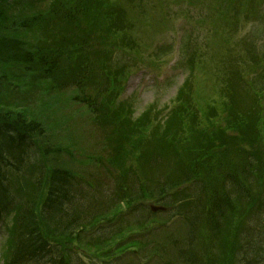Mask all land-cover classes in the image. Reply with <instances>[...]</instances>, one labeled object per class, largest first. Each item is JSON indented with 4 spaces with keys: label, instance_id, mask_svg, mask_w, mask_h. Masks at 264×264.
Masks as SVG:
<instances>
[{
    "label": "rangeland",
    "instance_id": "obj_1",
    "mask_svg": "<svg viewBox=\"0 0 264 264\" xmlns=\"http://www.w3.org/2000/svg\"><path fill=\"white\" fill-rule=\"evenodd\" d=\"M262 1H11L9 17L35 15L41 20L49 19L53 4H82L78 6L82 32L69 46L67 42L59 44L49 28L27 30L20 27L15 17L8 23L9 30H17L19 37L32 46L54 40V46L65 51L61 72L50 79H44L36 67L29 70L18 65L0 66V112H19L44 126V133L35 135L34 146H30L24 173L12 178L14 184L20 181L30 190L19 193L20 202L33 200L37 194L42 204L45 192H38L32 179L37 172L50 173L57 165L68 168L81 183L92 187L100 184L102 192L112 190L113 195L118 184L136 188L140 185L141 189L149 185L152 189L178 159L191 158L196 165L198 159L190 156L191 152L209 160L208 165L216 156L209 158L211 152L230 153L235 157L232 162L226 157L223 160L231 163L232 169L233 162L243 164V157L250 154L256 159L251 171L254 182L250 177L240 180L249 194L248 208L264 200L260 191L264 171ZM89 39L96 42L97 53L87 47ZM112 53L115 57H111ZM98 64L105 69H93ZM84 67L88 72L79 76L80 72L85 73ZM184 83L187 94L180 98L179 88ZM100 105L103 116L96 110ZM193 115L199 119L206 137L193 136L192 129L183 126L182 118ZM110 121L121 126L119 131L110 129ZM233 126L239 129L233 131ZM128 128L136 133L128 135ZM177 140L185 145L180 148ZM146 154L147 159H155L149 163H160L163 158V163L170 166L154 169L141 161ZM91 155L106 161L98 162ZM236 174L242 175L243 171ZM140 180L147 182L139 184ZM152 199L145 195L127 203L133 208L128 213L130 218H126L130 219V233L151 230L148 244L154 240L184 239L182 222L165 224L164 217L159 216L147 223L155 218L148 211ZM238 225L235 216L224 235L236 239L234 231ZM95 227H99L98 221L82 234L81 242L62 241L70 251L81 253L75 264H113L107 256L110 245L104 241L106 230L101 227L95 232ZM43 233L56 244L55 233H49L46 227ZM2 235L0 250L6 238ZM75 245L81 247L76 249ZM223 246L225 250L233 247L227 243ZM151 249L152 246L147 247L139 256L128 252L121 261L137 264L140 257L150 255ZM6 259V253L0 254V264Z\"/></svg>",
    "mask_w": 264,
    "mask_h": 264
},
{
    "label": "trees",
    "instance_id": "obj_2",
    "mask_svg": "<svg viewBox=\"0 0 264 264\" xmlns=\"http://www.w3.org/2000/svg\"><path fill=\"white\" fill-rule=\"evenodd\" d=\"M9 0H0V66L5 65L12 67L18 65L25 67L29 70H33V67L42 73L44 79H50L55 76L63 65V55L60 50L53 49L52 47H42L39 44L31 45L27 41L19 37L17 30L8 29V23L10 20L6 16V7ZM6 5V6H5ZM75 7L72 4H63L61 7H57L54 10L56 16L60 19H70L72 23L77 21V17L72 14ZM34 17L28 20L27 17L20 14L15 18L19 20L20 27L30 30L32 28H38L37 22L40 20L39 17ZM56 18H49L47 25L52 23ZM57 20V19H56ZM58 23V20L57 22ZM67 23L66 20L61 21L59 26H64ZM46 25V27H47ZM58 25V24H56ZM15 33L16 35H9L8 33ZM73 34H69L66 41L72 39ZM38 66V67H37ZM44 133V126L42 127L40 121L37 119H30L19 112H13L11 110L3 109L0 112V197H2L4 192V185L6 184L7 171L11 168L17 169L23 162L24 155L30 145L33 144V138L37 134L41 135ZM216 155L214 157L215 167L214 173L207 183H190L194 179L197 181L204 178L203 175L206 171H211V165H208V160L200 159L199 157H192L198 159L196 165L194 161L189 159H178L181 169L183 170V175L181 176L182 185H186L183 189V193L189 200H182L180 204L174 209V216H185L186 213H192V218L189 221V249L186 254L193 257L194 254H198L197 250L194 248L200 231L203 228V215L201 212L203 209L208 210V215L211 217L220 216L224 214L231 213L234 209V203L231 197L223 198L217 193V190L221 188V180L223 174H217V168L221 170L225 167L224 158L226 154H218L211 152V155ZM198 162H201L198 165ZM202 170V171H201ZM222 172V171H221ZM211 173V172H209ZM50 191H56L57 194L63 195V201L59 209V218H54L51 221V225L58 227V230H63L64 232L70 231L71 224L74 223L80 214L78 213L79 203L82 202L83 198V188H80L73 178V175L67 171L54 170L49 177ZM205 179V178H204ZM165 182L156 189L150 190L147 186L146 190L141 189L134 190L135 193H128L125 197L130 196L129 201H135L137 199V193H139L140 198L143 194H153L162 196H171L172 188H177L176 185L179 183L174 179H166ZM205 182V181H204ZM61 197V196H60ZM0 201H3L0 199ZM171 203V202H170ZM34 204L29 207V213L23 212L21 226H20V249L23 252V262H29L26 264H43L44 260L35 258L36 255L33 252L35 244H33L32 235L35 234L37 223L36 213L34 212ZM89 222V221H88ZM219 230V226L215 227ZM73 234V232H72ZM32 255V256H31Z\"/></svg>",
    "mask_w": 264,
    "mask_h": 264
}]
</instances>
